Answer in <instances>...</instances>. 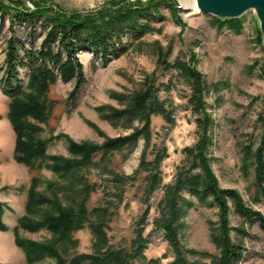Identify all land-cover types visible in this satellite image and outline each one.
Here are the masks:
<instances>
[{
	"label": "rangeland",
	"instance_id": "374dc122",
	"mask_svg": "<svg viewBox=\"0 0 264 264\" xmlns=\"http://www.w3.org/2000/svg\"><path fill=\"white\" fill-rule=\"evenodd\" d=\"M147 1L150 0H24L31 9L38 3L68 14L94 12L106 6H134ZM172 1L171 5L177 9L161 6L165 21L154 24L153 30L120 59L103 66L92 53L79 54L86 83L76 107L72 108L67 101L74 82H58L49 92V99L54 102L51 117L46 124L38 123L43 129L40 137L48 140L47 154L70 157L68 139L103 145L109 139L128 136L135 128L143 127L135 122L130 129L123 121L103 117L110 114L111 109H124L135 93L155 83L157 96L164 102L168 118L152 116L149 147L145 149V140L141 139L134 151L115 152L106 161H101L102 154H98L87 174L89 183L97 184V190L88 202L89 210L106 207L109 211L106 232L110 246L130 249L137 221L149 207L144 231L149 245L144 256L132 264H172L175 260V251L165 240L163 230L156 228L155 220L160 215L159 203L167 186L174 183L179 168L185 165L184 149L197 143L204 127L211 140L208 159L219 186L235 190L246 208L264 217V194L256 186L257 158L264 142V36L256 14L250 11L242 16L239 19L241 29L235 31L230 24L223 26L216 22L225 21L197 12L190 6V0ZM191 1L194 6V0ZM9 26L8 18L4 26L0 22V67L5 59ZM16 30L27 38L22 25H16ZM41 33L40 30L37 36L41 37ZM165 53L169 63L180 58L194 68L201 76V86H193L178 72L161 65L159 55ZM0 89L2 91L1 85ZM197 97L201 99L200 104L195 101ZM9 104L10 99L8 108ZM144 154L146 162L158 154L164 157L157 171L160 179L157 189L148 204L144 201L148 172L144 171L136 181L125 186L116 181L113 174L132 175L140 168ZM0 157L3 158L2 154ZM14 161L27 169L30 181L18 175L19 182L15 187L0 189V194L5 196L13 193L10 194L12 202L0 200L4 208L3 223L8 227L7 231H0L12 230L16 243L15 228L19 218L26 214L32 177H42L45 182L65 183V180L58 179L46 168L31 171ZM46 186L45 183L42 189ZM185 197L192 205L186 207L179 223L182 250L188 264H212L213 257L220 253L215 241L220 226L219 210L200 204L190 195ZM234 211L231 204L230 237L243 246V259L238 264H264V228L259 223L244 222ZM19 234L37 242L51 238L47 231L20 230ZM73 237L78 240L73 254L93 252L94 236L89 226L74 233ZM23 255V264H27L24 252ZM38 264H52V261L46 259Z\"/></svg>",
	"mask_w": 264,
	"mask_h": 264
},
{
	"label": "trees",
	"instance_id": "16d2710c",
	"mask_svg": "<svg viewBox=\"0 0 264 264\" xmlns=\"http://www.w3.org/2000/svg\"><path fill=\"white\" fill-rule=\"evenodd\" d=\"M172 2L150 0L134 6H106L94 12L68 14L38 3H34V9H31L24 0H0V22L4 26L6 19L10 20V36L0 67V85L4 95L10 99L8 118L16 133L14 159L31 171L46 168L58 179L65 180V183L45 182L42 177H32L26 214L19 218L15 228L16 244L23 250L27 264H38L46 259L51 260L52 264H132L144 256L149 245L144 236L149 207L137 221L131 248L127 250L110 246L106 232L109 211L106 207L89 210L88 202L91 194L97 190V184H90L87 174L98 154H102L101 161H106L115 152L134 151L141 139L145 140V149L149 147L152 116L163 115L168 118L164 102L157 96L155 83L135 93L124 109H111L112 112L103 117L123 121L129 124L130 129L135 122L143 127L135 128L128 136L109 139L103 145L76 143L68 139L70 157L47 154L48 140L40 137L43 129L38 123L46 124L51 117L54 102L49 99V92L58 82H74L67 101L72 108L76 107L80 91L86 83L79 54L92 53L103 66L120 59L153 30L154 24L165 21L161 6L177 9L171 5ZM216 22L223 26L230 24L235 31L240 30L242 25L239 19ZM19 24L25 28L27 38L17 32L16 25ZM40 30L41 37H38ZM159 56V62L165 68L178 72L193 86H201L200 74L189 67L186 61L178 58L169 63L167 53ZM198 97L195 101L201 103ZM100 110L104 112L103 108ZM207 133L204 127L197 143L184 149L187 156L185 165L179 168L174 183L167 186L159 203L160 215L155 220V226L163 230L165 240L175 251L172 264H188L178 237L180 220L186 207L192 205L186 199V194L204 206L219 210L220 226L215 241L220 253L213 257L212 264H238L243 259L242 244L230 237L231 204L235 214L244 222L259 223L264 228L261 214L246 208L235 190L219 186L208 159L211 140ZM262 157L264 142L260 157L257 158L256 171L257 190L264 194ZM163 158V155L158 154L152 161L146 162L144 154L140 168L132 175L120 176L112 172L114 179L125 186L136 181L144 171L148 172L144 193V201L148 204L160 180L157 171ZM45 183L46 189H42ZM3 214V204L0 203V230L7 231ZM86 226H89L94 236L93 252L73 254L78 247V240L73 234ZM20 230L31 233L47 231L51 238L44 242L33 241L21 237Z\"/></svg>",
	"mask_w": 264,
	"mask_h": 264
},
{
	"label": "crops",
	"instance_id": "0c3cea01",
	"mask_svg": "<svg viewBox=\"0 0 264 264\" xmlns=\"http://www.w3.org/2000/svg\"><path fill=\"white\" fill-rule=\"evenodd\" d=\"M9 98L0 89V189L4 186H14L19 182L18 175L30 181L27 169L14 161L15 132L7 119ZM6 157L4 158V155ZM11 192L10 190H8ZM12 193V192H11ZM11 193L0 194V200L12 202ZM13 194V193H12ZM12 197V198H9ZM11 206L14 208L12 203ZM22 214L19 215L22 216ZM23 252L16 246L14 232L0 231V264H23Z\"/></svg>",
	"mask_w": 264,
	"mask_h": 264
},
{
	"label": "water",
	"instance_id": "95a60500",
	"mask_svg": "<svg viewBox=\"0 0 264 264\" xmlns=\"http://www.w3.org/2000/svg\"><path fill=\"white\" fill-rule=\"evenodd\" d=\"M196 9L222 21L238 20L254 11L264 36V0H195Z\"/></svg>",
	"mask_w": 264,
	"mask_h": 264
},
{
	"label": "bare ground",
	"instance_id": "6f19581e",
	"mask_svg": "<svg viewBox=\"0 0 264 264\" xmlns=\"http://www.w3.org/2000/svg\"><path fill=\"white\" fill-rule=\"evenodd\" d=\"M190 3H191L190 6L194 7V9L198 12V10L196 9V6H195V0H194V6H193V1L190 0Z\"/></svg>",
	"mask_w": 264,
	"mask_h": 264
}]
</instances>
